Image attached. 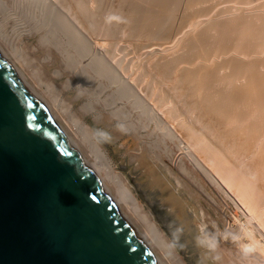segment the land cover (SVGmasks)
Here are the masks:
<instances>
[{
  "label": "rangeland",
  "instance_id": "374dc122",
  "mask_svg": "<svg viewBox=\"0 0 264 264\" xmlns=\"http://www.w3.org/2000/svg\"><path fill=\"white\" fill-rule=\"evenodd\" d=\"M18 1L23 3V5H21L22 7L23 6L26 7L27 5L30 6V7L27 6L28 8L27 7L26 8L28 11L30 10L29 15L31 14L30 16L32 18L35 15H37V16H35L36 19L37 18L38 19L44 18V21H45V19L47 17L45 14L46 13L45 9L43 8L44 12H42L43 11L42 9H38V7H40L39 3H43L42 0H40L42 2L39 1V3H37V0L36 1L35 0H25V2L21 1V0H17V3L20 5V3ZM26 1H27V3H26ZM33 1H34V3H33ZM54 1H56V0H53V1L48 0V1H45L42 5L45 6V3H48V6H49V3L50 4L53 3L52 7H54V5H55ZM85 1L87 4H89L92 7L91 8L89 5L86 4L85 8H84L85 11L90 10L89 12H91V10H92V13L95 11L96 12L95 17L96 16L98 17L97 20H95L96 18L94 16H93L94 17V19H93V17H92L93 14H89V13L85 14V12H83V15L80 16L82 14V11H81L82 6L78 5V7H76L77 3H75V2H74V4L71 2H66L67 7H65V8L63 7V6H66V4L64 2L62 4L60 2V0H57L55 3H57L56 4L58 6L57 9H59V7L61 8L62 5H63L62 8H64L65 10L67 9V11L71 6H72V10L75 8V10H73V11L74 12L77 11L80 15L77 12H75V14L73 15V16L76 15L75 19H73V16L71 14L70 15L72 16V18L70 16L69 19H71L70 21H72V22H73V20H75L74 22L80 20V22H76L75 24L78 27L79 26L78 23H81L80 25L84 26L83 29H82V26H79V27H81L82 31L84 29L87 30V28L89 27L87 25L90 24V20L94 21L95 26L92 23L93 22L92 21L91 25H93V27L92 26L89 27L90 29L93 28L94 32L92 30V32H93L92 33L91 30H89V28H88L86 36L88 35V31H89V34L91 33L90 35H92V34L93 35L90 36V38L89 37H87V38H89V40L92 38L91 42L93 41L92 44H94L92 46H94L97 50H100L99 52H101L102 54L103 53L106 54L104 51L108 52L105 57H107V59L110 58L109 60H111L112 63L117 64L119 69L123 67L121 69L122 72L120 70H119L120 72L118 71L119 75L123 74V75H121L122 77L121 76L120 77L123 80L126 79L125 80L126 83L128 82L129 85L131 84L135 88H138V89H135V91H134V94H135L134 97L135 98L132 96V94H133L132 90H131L130 94H128L127 98L125 96H123V97L116 96L115 97V95H117V93H116L118 91L117 89L119 88L118 84H115L112 79H107L108 77L104 78L105 77L104 76L101 78L100 75L98 76L93 70L91 71L88 69L91 73L89 71L88 72L90 75L94 74L93 77L94 78L96 77L95 79L91 78L89 82H88L89 79H87V81L85 79H82V78L80 79V77H82L81 76L82 70H80L81 72H79V73H78V70L81 68L84 69V67H86V66H84L85 62H82V64L79 63L80 68L78 67L76 69V71L71 69L70 67L66 66L67 62H66L65 58H66L67 54L64 53L63 50H66L67 46H68V49L66 51L70 52L72 50V48L70 49V44H68V41H67L68 39L66 38V36L64 37L61 34V32H59V35L61 37L59 35H57L56 38L59 39V37H60L61 39L63 38L64 40H66V42H65L62 39L64 41V43L67 44V45L63 46L66 49L63 47L60 48L61 45L59 46L58 44H56L55 43L56 41H54V40H52L53 42L50 41V42L44 43V44L40 43V37L42 36L41 34L47 33V30H49V28H51L50 26L53 25L52 23L50 26L48 24L49 28L46 25L40 26V28H41L40 29L41 31H40L39 28L36 29L35 27H33V24L36 21V19H34V20L30 19L29 20V21L32 20V26L30 25L31 22L28 24L26 22H23V24H22V22H19L18 20H16L18 18V16L16 14H14V15H16V17L9 19L6 23L7 26L5 28L8 29L6 32L9 33V36L11 38H13L12 40H14V41H17V39L21 35L22 40H23V44H25L24 46H27L26 48L31 51L29 53V51L27 50V52L29 53L27 55V57L41 59L39 61H41L42 68L46 72L45 78H47V79L45 81H47V82L51 81V83H54L56 88H58V91H59L58 94L61 96V98L64 99V101L67 104H69V103L71 104V105L69 104L71 106L70 107L71 109H70L68 115L66 112L64 113L62 108H58V106H56L55 104H53V102L51 100H49V98L46 95L44 84H43V86L41 84H39V82L36 81V79L30 73L33 67L30 68L31 66L29 67V66H27L26 63L24 64V61L22 62L21 59L17 60L19 58L16 57L15 55L13 56L11 45L7 42V40L5 38L3 39V36H1V35H0V50L4 53L5 57L7 58V60H9L11 65L22 75L25 82L29 85V87L36 94V96L41 99V101L43 102L45 107H47V109L52 114V116L55 117V120L58 123V125L61 127V130L63 132H65V134L67 135V137H69V139L71 141L74 142V144L77 146L79 152L81 153V155L84 157L85 160L87 159L89 162L94 163L96 160V157H95L94 152H91L93 150L89 149V147H87L86 143L83 144L84 141L81 139V136L78 135L75 128L72 126V122H69L70 116L73 117V115H74V118L78 117L80 119H83V122H86V124L88 126H91L93 134H94L95 130H97V129H102V130H105V131L110 133V135H111V141L110 142H107V143H100L99 142V143L102 146V149L106 152L110 161L112 162L111 164L113 167L112 168L113 174L118 175L120 177L121 181L124 182V185L126 187L128 186L127 188L129 189V191L131 189L132 194L134 193L133 196L136 197L137 200L139 201V204H140L141 209H142L141 213L143 215H149V216L152 215L154 224L156 226H159L158 228L164 233L163 236L165 237V239H167L168 242H170V240H171V231H172V229L169 226L171 225L173 227H175V226L182 227L183 232H182V235L180 237V244L183 245V248L179 247V245H178L176 248H174L175 250L172 249L175 251V253L173 254L174 256L173 255L168 256V254L166 252L162 251L159 248V246L157 244H155V242H154L155 240L149 235V233L146 231V229L141 225V221L139 220L140 219L139 216L137 217L135 215L136 213H134V211L132 212V208H131L130 204L125 202V201L129 202L128 199L127 200L125 199V198H127V196H124L125 193H122L123 191L116 190L117 186H116L115 178L112 177L111 174H108V172L106 171V168H104V166L102 164L99 165L98 172H99L100 177L103 179V182H104L103 187L105 186L104 189L110 195L111 198H114V200H116L119 203V207H120L121 212H123V214H125V216L129 220V222L131 224H133L135 230L139 234H141V236L146 237V240L149 243V245L152 247L154 254L156 255V257L159 260H161V262L163 264H177L178 262L176 261V259H178V261L180 260L181 264H183V263L184 264H264V252H261L259 254H255L254 256L250 257L247 261H245V260H242L240 258V255H239L236 247L228 240H221L219 243V247L217 250V254L220 257L219 261H213V260H211L210 257L206 258L204 250L198 248L195 245V236L197 235V225L200 224L201 222L208 224L210 226V228H211V226L214 225L217 229L223 230L226 225L234 226L237 222H240L243 220H248L251 223V230L254 234V237L256 238L257 241H259L262 245H264V177H263V172H264V169H263L264 141H263V144H260V147L258 145V149H257V147L255 148L257 150L254 149V151L252 153L251 152L250 153L244 152L245 154H243L242 156H239L237 154V152L235 151V149L233 148L236 145V150H238L237 146H240V144H242V143H240V142L238 143V141L234 142L236 144H234L233 147H232L233 144H230L231 146H228L229 149L223 143L218 144L219 141L212 138V135L214 137V134L212 132H210L208 130L209 128H207L206 126L203 125L204 124L203 121L199 120L197 117L198 116L197 113L200 112V110H202V108L200 106H203L205 104L203 102L199 101V98L201 97L199 95L201 93L198 95L199 98H197V94L194 91V90H196L198 92L202 88H200V86H198V85H194L193 79H190L187 76H185V74H186L185 71L184 70L182 71V67L189 65V64H185L186 62H184V61L181 62L180 64H179V62L177 64L174 63L173 66L175 67V64H176L177 67L172 68L173 67L172 66L171 70L172 71L176 70V72L175 71L172 72L170 70V68H168L169 66L172 65L173 61L175 62V58L173 59V57H169V56H173V54L177 55V54L181 53L182 50H180V52H179V50L177 49L178 47L176 45V47H175L177 49L176 52L178 51L176 54L174 51V49H175L174 47L171 48L172 50L168 49L170 52H168V51L166 52V50H165V51H163L165 53L162 52L161 55H159V56H158L159 53L158 54L157 53L151 54L150 50L151 51H153V50L150 48L152 46H150L148 48V46H149L148 44L151 43V45H153L152 43L154 41L148 42L150 40V38L146 37L147 40L144 38L145 37L144 36L145 31L142 30L143 29V28H141L142 26L140 27V25L137 23L138 20L136 22V21H134V18H132L133 22H131L132 19L129 18L128 13L126 12L125 9H122L121 11L123 13V16L125 14H126L125 16H128L127 20H126L125 16L122 17L119 15V13L121 12L119 10L121 8L118 7L121 4L120 0H115L117 4L115 3L114 0H109V1H112V3L107 1L105 3L106 7L104 6L105 0H101L104 5L101 4L100 0H93V1L88 0L90 3H88L87 0H85ZM96 1L100 2V3H97ZM30 2H31V5H30ZM35 2L37 4H39V6L37 8H36ZM91 2H93V3H91ZM60 3H61V6L58 5ZM68 3L70 6H68ZM107 3H108V5H107ZM71 4H73V5H71ZM93 4L96 5V8H97V6H98V8H101L99 5H102V8L100 10L97 8V10H96L95 6H92ZM111 4H115V5L113 6ZM107 6H108L107 12L109 11L108 13L106 11L104 12V10L101 11L102 9L107 8ZM88 7H90L91 9ZM110 7L112 8V11H111ZM93 8L95 9L94 11H93ZM113 8H117V9L115 10ZM31 9L33 10L32 12L35 13V15L33 13H31ZM64 9H60L61 12ZM70 9H69L70 13L73 14V12ZM34 10H35V12H34ZM79 10H80V12H79ZM113 10H115L114 15H110L111 13L113 14V12H114ZM123 10H125V11H123ZM50 11L52 12V10H50ZM67 11H65L66 13L64 11L63 12L65 13V15H67L69 17V15H68L69 12H67ZM118 11H120V12L118 13ZM61 12H60V14H61ZM76 13L78 14L79 17H81V19L77 17ZM117 13H118V15H117L118 19L116 17V19H117L116 20L113 18V16L115 17L116 16L115 14H117ZM54 14H55V12H54ZM54 14L52 12V15H54ZM87 14H89L90 16H88V19H84V18H87L86 17ZM96 14H98V15H96ZM106 14H107V16H106ZM108 14H109V16H108ZM41 15L42 16L44 15V16L42 17ZM56 15L54 16V18L56 17ZM65 15H64V17H65ZM84 15H86V16H84ZM103 16H104V18L102 20ZM119 16H120V18H119ZM82 17H83V20H86V21H83ZM91 17H92V19H91ZM106 17H108L110 19L112 18L114 22L112 21V19L108 20ZM76 18L78 20H76ZM100 18L103 21V23L99 20ZM128 18L131 21H129ZM66 19H68V18L66 17ZM106 19H107V25H106ZM119 19L120 20L123 19V20L120 23H118L120 21ZM87 20H89V23L87 22ZM98 20L101 23H99ZM104 20H105V24H104ZM125 20H126V22H125ZM16 21H17V23H16ZM81 21L85 22V24L87 26L86 28H85V25H83L84 23H82ZM96 21L98 23H96ZM128 21H129V23H128ZM18 22L20 24H18ZM45 22H47V21H45ZM68 22H69V20H68ZM108 22L114 23V25L112 24L114 27L111 24H109ZM123 22L126 23L125 26H124ZM190 22H191V24L190 25L187 24L188 27L186 26V28H188V29L190 26H192L193 20ZM116 23H118V25H120L121 23H123V24H121L118 27V25ZM194 23L195 22H193V24ZM97 24L99 26H102V28H100ZM130 24H131V26H133V24H136L135 26L138 25L139 28L136 27L135 29L137 30V32L138 31L140 32V30H138V29L141 28V30H142L141 32L144 31L142 33L143 35L139 34V32H138L139 35H137L136 30L133 29L134 27L132 28L130 26ZM16 25L17 26L21 25L22 27H19V29H18V27L16 28ZM105 25H106V27L103 30V26H105ZM108 25L110 26V30H109ZM126 25H127V27H126ZM195 25H196V23H195ZM97 26H98V28L102 29V31L100 30L101 33L99 30H96V29H98ZM42 27H44L45 29L42 30L43 29ZM94 27H96V29ZM115 27H117L118 30ZM120 27L121 28L123 27L124 30H122L123 28L121 29ZM107 28L109 31L107 30ZM119 28L122 31H120ZM127 28H129V29H127ZM131 28L134 31L130 30ZM34 29H36L38 31H36V30L34 31ZM105 29L109 32L108 33L109 38L111 37V36H109V34L112 35V33H113L112 36L114 37V40H113V38L109 39L108 37H105V36H107V35H105V34H107V32H105ZM111 29H112V32H110ZM115 29H116V31H115ZM12 30H14V31L17 30L18 33L16 31L14 32ZM128 30H130V31L128 32ZM44 31H46V32H44ZM117 31H120V32H117ZM123 31H125V32H123ZM20 32H22V33H20ZM103 32H105V34H104L105 38L103 37ZM132 32H134L135 34H132ZM129 33H130L131 37L127 36V35H129ZM18 34H20V35L18 36ZM114 34H117L118 37H120V38H118L117 36H114ZM95 35H96V37L98 36L97 38L99 40L96 37L95 38L97 40L94 38ZM123 35L126 37L125 39H124ZM136 35H137L138 40H140L139 37H141L140 41H137V39L135 38ZM142 36H143V38H142ZM61 39H60V41H62ZM106 40H108V41H106ZM63 41H62V43H63ZM95 41H96V43H95ZM98 42H99V44H102L104 47L102 45H99V46H102V48L99 47ZM133 42H135V43H133ZM147 42H148V44H147ZM53 43H55V44H53ZM138 43H143V44H139L141 46L140 47L139 45H137ZM110 45H111V47H110ZM146 45H147V47H146ZM144 46L146 48H143ZM97 47H99L100 49ZM114 47H116V48L114 49ZM106 48H107V50H106ZM125 48H126L127 52H125V50H124ZM147 49H148V51H147ZM48 50H50V51H48ZM121 50L124 52H122ZM61 52H63V54ZM72 52H73V50H72ZM153 52H155V51H153ZM166 53H168V54H166ZM146 54H148V55H146ZM32 55H33V57H31ZM151 55L152 56L156 55L158 57V59L156 58V56L152 57ZM112 56H113V58H112ZM148 56L149 57L151 56L153 59L151 57H150L151 58L150 59ZM165 56L169 57L168 62L166 61L168 58H166ZM161 57H163V58L165 57L166 60L163 62V58H161ZM174 57H176V56H174ZM159 58H161V60H159ZM43 59H44V61H43ZM144 59H146L147 62ZM152 60H154V62ZM182 60L183 59H181V61ZM142 61H145V62H142ZM158 61H159V63H158ZM169 61H171V63ZM119 62H122V63H119ZM166 63H170V65L167 64V66H166ZM80 64L83 66L81 67ZM143 65H145V67ZM153 66L154 67L158 66L159 69H156V68L154 69ZM165 66L167 67V69H165L166 68ZM179 66H181V68ZM65 68L69 69V70H66ZM127 68H128V70H127ZM64 69H65V71H64ZM124 69H126V70H124ZM139 69H140V72H139ZM57 70L60 74L58 77L56 75H54V73L57 72ZM71 70H72V72H71ZM142 70H144V71H142ZM147 71L149 72L151 77L149 76L148 73H146ZM164 71L167 74L172 72L171 73L172 76L169 74L167 75ZM183 72H184V74H183ZM132 73L135 75H133ZM163 73L166 76L163 75ZM173 73H175V74H173ZM263 73H264V69H263ZM178 74H180V75H178ZM128 75H130V76H128ZM140 75H142V76H140ZM182 75H184V76H182ZM78 76H80V77L78 78ZM134 76H135V78H134ZM137 76L139 78H137ZM157 76H160V77H157ZM167 76H168V78H167ZM50 77H52V78H50ZM97 77H99L100 79ZM125 77H127V78H125ZM131 77H132V79H131ZM140 77L142 79H140ZM165 77H166V79H165ZM159 78H161L162 81ZM128 79L130 80V83H129ZM144 79H146V80H144ZM83 80L86 82H84ZM91 80L93 81V83ZM111 80H112L113 84H112V82H110L111 84L109 83V81H111ZM134 80H135V82H134ZM154 80L156 81V83ZM177 80L178 81L180 80V81L178 82ZM183 80L184 81L186 80L185 83ZM196 80H195V82H196ZM98 81H100V82H98ZM187 81H188V83L186 84ZM115 82H118V81L116 80ZM174 82H175V84H174ZM180 82H182L183 84H181ZM190 82L191 83L193 82L192 84L195 86V88L191 85ZM71 83H73L74 85ZM76 83H77V85H76ZM91 83L93 85H91ZM100 83L105 85V87L104 86H103L104 88L99 87V86H102ZM137 83H139L140 85ZM142 83L144 84V87H140ZM145 83H146V85H145ZM196 83L199 84L198 81ZM143 84H142V86H143ZM169 84L171 85V87L169 86ZM178 84H180L182 86H180ZM163 85H164V87H163ZM175 85L176 86L178 85L177 88L179 87V89H177L175 87ZM189 85L191 86V88L193 87L192 89L195 93L192 91L191 88H189L190 87ZM133 86H131V88ZM182 87L185 89H188V88L191 89V90H188L189 91L188 93H190V94H187V92H185L186 90H184V89L182 90L181 89ZM99 88H100V90H99ZM175 88L179 91V93H178V91H176ZM85 89L89 92H87ZM94 89L95 90L97 89L96 90L97 93L94 92L95 91ZM82 90H83V92H82ZM101 90H103V91L101 92ZM137 90L140 92H138ZM156 90H158V91H156ZM166 90H167V92H166ZM93 92L97 95H95ZM145 93H146V95H145ZM155 93L157 95L158 94L159 95L156 96ZM183 93H185L186 95H184ZM192 93H194L195 96L191 95ZM79 94H80V96H79ZM136 94H137V96H136ZM150 94L152 96H150ZM178 94H180V95H178ZM202 94H204V93H202ZM107 95H109V96H107ZM112 95L114 96V98ZM188 95H191V97H193V99H195V100L192 99V101H191L190 97ZM138 96L140 98H138ZM165 96H167V97L165 98ZM187 96H188V98H187ZM145 97H146V99H145ZM133 98L136 100H134ZM113 99H115L116 101ZM132 99L134 100V102ZM176 99H177V101H175ZM201 99H203V98L201 97L200 100ZM204 99L201 101H204ZM138 100H139V102H138ZM170 100H173V101H170ZM140 101L142 102V104ZM190 101H191V103L195 101L194 102L195 105H196V101L197 102L199 101V103L197 104L198 106L196 105L197 107L191 104L192 106L197 108V109H195L196 111L193 109L194 107L190 106ZM143 102L145 105L143 104ZM161 103H163V104H161ZM187 103H189V104H187ZM113 104H114V106H111ZM165 104H166V106H165ZM183 104H185L186 107ZM109 105H110V107H109ZM82 106H84V107H82ZM105 106L107 108H105ZM148 106L151 107V109ZM163 106L165 108H163ZM81 107L84 109L82 110ZM189 107H191V108H189ZM203 108H205V107H203ZM172 110L173 111L177 110V111L173 112ZM179 110H181V111H179ZM167 111L168 112L170 111L171 113L170 112L168 113ZM177 112L180 114H178ZM176 113L178 116L173 115ZM193 113H195V114H193ZM170 114H172V115H170ZM186 114H188V116ZM191 115H192V117H191ZM207 115H208L207 117H209V119L206 117L207 118L206 120L211 121V123H210L212 125L211 129L213 128L212 130L215 131V127L220 128L218 125H214V124H217L215 117L213 116V118H212V116H210L209 114H207ZM158 116H160V117H158ZM173 116H176V118ZM186 117H190V119H188ZM210 117L213 119L214 124H213L212 119ZM183 119H184V121H186L185 124H183L184 123ZM193 120H195V121H193ZM197 121L199 124L197 123ZM215 121H216V123H215ZM200 122H201V124H200ZM118 123L124 126V128L126 129V132L121 133L120 131H118L116 129V125ZM180 123L185 125V126L187 125V123H188V125L190 124L192 126H195L194 127L195 130H197L198 133L200 132L199 133L200 135L201 134L203 136L206 135L205 138L201 135V138H202L203 142L207 143V146L210 143L209 145H211V147H212L215 143L216 146L214 145L213 149L215 150L218 148L215 151H219L225 147L227 149H223L222 152L219 151V153H221V155H216L215 158H217V156H218V158H217L218 160L216 159V161H215L214 157H213L214 159L208 158L204 154V152H202L198 148V147H200L199 144L194 143V142H196L195 141L196 139L193 138L192 135L186 130L185 126L183 127V125H181V127H179ZM163 124H165V125H163ZM217 128H216V131L218 130ZM167 130H169V131L167 132ZM172 132H175V133H172ZM178 133H180V134H178ZM171 135H172V137H171ZM178 136L181 138H178ZM209 139L211 141H209ZM213 140H215V141H213ZM151 146H153V147H151ZM220 146H224V147L220 148ZM196 148H198V149H196ZM238 148H239V151H242L241 146ZM240 148H241V150H240ZM260 148H261V150H260ZM228 150H229V152H228ZM190 151H192V153L194 152L193 153L194 155L192 153H190ZM255 151L257 152V154H255ZM197 153H199V154H197ZM219 153H217V154H219ZM227 153H228V155L226 156L227 158L225 159V155ZM229 153L230 154L232 153V155H230ZM189 154L190 155L192 154L195 157L197 156V158L199 157L200 159L199 158L198 159L202 162L203 165L210 167L209 169L211 171L207 169L208 167H206V170L210 171V172L206 171V173H209V175H211L213 173L214 175L213 174L212 175L215 178L211 179L212 176H207L208 174H206L205 171L202 172L201 171L202 169L200 170V168L194 163L193 159L189 156ZM253 154L257 155V157L255 156V158H254ZM233 155L236 158H233ZM219 156H222V157H219ZM230 156H231V158H230ZM257 158H258V161H257ZM238 159H240V161ZM242 161H243V163H242ZM230 162H231V164H229ZM237 162H239V163H237ZM240 162L243 165H241ZM224 163H226V165L227 164L228 165L226 166ZM221 164H222V166H221ZM260 164H262V165H260ZM236 166L239 167V169H237ZM257 166H258V168H257ZM182 167L184 168V170H187L191 176L186 175L185 171L182 169ZM241 168H242V170H241ZM229 171H231V172H229ZM238 171H240V172H238ZM251 171H253L255 173H252ZM224 172H226V173H224ZM242 173H243V175H242ZM205 176H207V177H205ZM192 178H194V179H192ZM157 179L159 180V186H158V180ZM178 180L181 181V184L178 182ZM193 180H195V181H193ZM155 181L157 183H155ZM153 183H155V184H153ZM247 193H249V194H247ZM260 194H261V196H260ZM255 195H256V197H255ZM172 196H173V198H172ZM123 197H125V198H123ZM245 197H247V198L249 197L250 200H248ZM124 199H125V201H124ZM257 199H259V200H257ZM253 200H254V202H253ZM249 201H252V202H249ZM256 201L257 202L259 201V202L257 203ZM251 203L253 205L256 203L257 205L253 206ZM255 206H257V207H255ZM175 257H177V258H175Z\"/></svg>",
  "mask_w": 264,
  "mask_h": 264
},
{
  "label": "bare ground",
  "instance_id": "6f19581e",
  "mask_svg": "<svg viewBox=\"0 0 264 264\" xmlns=\"http://www.w3.org/2000/svg\"><path fill=\"white\" fill-rule=\"evenodd\" d=\"M21 1H24L25 0H21ZM36 1V0H35ZM40 0H37V3H39ZM43 3L45 1H48V0H42ZM40 1V2H42ZM53 1V0H52ZM57 1V0H56ZM56 1H54V4L56 5L57 3H55ZM73 1V2H72ZM81 1V2H80ZM93 1V0H92ZM109 1V0H105L104 4ZM115 1V0H114ZM20 3V5L17 3V0H0V35L3 36V39L5 38L7 40V42L11 45L12 47V53H13V56L15 55L16 57H18L19 59L17 60H22V62L24 61V64L26 63L27 66H31L30 68H32L31 70V75L36 79V81L39 82V84H41L43 86H45V91H46V95L47 97L49 98V100H51L53 102V104H55L56 106H58V108H62V110L64 111V113L66 112L67 115L69 114V111H70V105L67 104L64 99L61 98V96L58 94V88H56V86L54 85V83H51V81L47 82L45 81L47 78L46 77V72L44 71V69L42 68V63L41 59H36V58H29L27 57V55L31 52L30 50H28L26 47L27 46H24L25 44H23V40H22V37L20 34H18L19 38L17 39V41H14L12 40L13 38H11L9 36V33L6 32L8 29H6L5 27L7 26V21L11 18H14L16 17V15L18 16V18L16 20H18L19 22H26L27 24L31 22V26H32V20L36 19L35 16V13H33L32 9H31V13H33L35 16L32 18L30 15H29V12L30 10L28 11L27 8L30 7V6H26V7H22L21 5H23V3H21L20 1H18ZM29 2V1H28ZM60 2L63 4V2L66 4V6H63L64 8L67 7V3L66 2H71L74 4L77 3V6L80 5L82 6V14L80 15L77 11V12L80 16L83 15V12L86 13H89V14H93L92 17L94 16L95 17V9L93 8V13H92V10L91 12H89L90 10L88 11H85V5L87 4L85 0H60ZM88 3H90L88 0H87ZM97 2V1H96ZM101 4H103V2L100 0ZM100 2H97V3H100ZM112 3V1H109ZM121 4L120 7L121 9H119L120 11L122 9H125L126 12L128 13V16L130 19L134 18V21L137 22L138 20V24L140 25L141 28H143L142 30L145 31V34H144V38L147 40L146 37L150 38V40L148 42H153L152 44L154 45H149L148 48L150 46H152L150 49H152L153 51L150 50L151 54H154V53H159V55H161V53L163 51L166 50V52H170L169 50L171 48H175L176 45H177V49L179 50H182L181 53L177 54V55H174L173 53V56H169V57H173V59L175 58V62L173 61L172 62V65H170L171 61H169L170 63H166V66L167 64H169L168 68H170L171 70V67L173 66L174 63H178L179 64L181 62H186L185 64H189V65H186V66H183L182 67V71L184 70L185 71V76H187L188 78L190 79H193V84L194 85H198L200 86V88H202L200 91H196V94H197V98L198 95L201 96L204 101H201L203 99L200 100L199 98V101L200 102H203L205 105L203 106H200L202 108V110H200V112L197 113V117L199 120L203 121V125L206 126L207 128H209L208 130L210 132H212L214 134V137L212 135V138H214L215 140L219 141L218 144L220 143H223L224 145H226V147L229 149L228 146H231L230 144H233L232 147L234 146V142H237L238 143H242L240 144V146L242 147V151H239V148L240 146H237V149L236 150V145L233 147L235 149V151L237 152V154L239 156H242L243 154H245L244 152H247V153H252L254 151V149L257 147L258 149V145L260 147V144H263V141H264V73H263V69H264V0H120ZM27 3V1H26ZM34 3V1H33ZM36 4V8L39 6L40 4V7H38V9H42L41 11L44 12V9H45V14H46V19L45 22L44 21V18H37L36 21L34 22L33 24V27H35L36 29L39 28V30L41 29L40 26H49L51 25V23L53 24L52 26H50L51 28H49V30H47V33L45 34H40L41 37H40V43H48V42H53L52 40L56 41L55 43L58 44L61 47L67 45L64 43V41L66 42V40H63L60 38L61 36L59 35V32H61V34L66 38L68 39V44H70V49L72 48V50L69 52V51H66L68 49V46H67V49L65 47L66 50H63L64 53L67 54L66 56V62H67V67H70L71 69L75 70L79 67V63L82 64V62H85V65L86 67L81 68L78 70V73L81 72L80 70H82V74L80 76H78V78L80 77V79H85L88 82L90 81V79L94 78V74L93 75H90L89 74V70H93L98 76L100 75V77H108L107 79H112L113 82L115 84H118L119 88L117 89L118 91L116 92L117 95L116 96H119V97H123L125 96L126 98L128 97V94H130L131 90L133 92L132 96L134 97V91L135 89H138V88H135L133 85L132 88L131 86L128 84V82L126 83V79L123 80L121 77V75H119V72L121 71L122 72V68H118V65L117 64H114L112 63L111 60L107 59V57H105L107 55L108 52L104 51L106 54H102L101 52H99L100 50H97L94 46L93 41L91 42V39L89 40L90 35L89 34V31H88V35L86 36L87 34V30L90 26L93 27V25H91V22L93 20H90V24L89 23V20H87V26H89L86 29H84L83 31L81 30V27L79 26H82L80 25L81 23H78L79 26L77 27V25L75 24L76 22H80L79 21H76L74 22L75 20L70 21L71 19L70 16L74 15L75 12L73 10H75V8L72 10V6L69 8L72 12L70 13L69 9L67 11V9L65 10L64 8H62L61 6V3L58 4L61 6V8L58 6L56 7L54 5V7H52V4L49 3V6H48V3H45V7L44 5H42L43 3H39V4ZM93 3V2H91ZM114 3V2H113ZM116 3V1H115ZM47 4V5H46ZM71 4V5H73ZM103 4V5H104ZM117 4V3H116ZM25 5V4H24ZM30 5H31V2H30ZM51 5V6H50ZM89 5V4H87ZM99 5V4H98ZM108 5V3H107ZM111 5H115V4H111ZM110 5V6H111ZM68 6L69 3H68ZM90 6V5H89ZM92 6H95L96 8V5H92ZM101 8H102V5H99ZM106 7V4L104 5ZM103 6V7H104ZM87 7V6H86ZM91 7V6H90ZM88 7V8H90ZM112 7V6H111ZM110 7L111 11H112V8ZM33 8V7H32ZM44 8V9H43ZM80 8V7H79ZM80 8V9H81ZM92 8V7H91ZM90 8V9H91ZM98 8V6H97ZM96 8V10H97ZM101 8H98L99 10ZM30 9V8H29ZM60 9H64L62 10V12L64 11H67L69 12V17L67 15H65V13L61 12ZM87 9V8H86ZM106 9V10H105ZM107 9H108V6L107 8H104L102 9L101 11L104 10V12L106 11L107 12ZM113 9H117V8H113ZM52 10L53 14L55 12L54 15H52V12L50 11ZM77 10V9H76ZM84 10V11H83ZM98 10V11H99ZM115 10H113V14L109 13L110 15H114L115 13ZM123 10V11H125ZM110 11V12H111ZM118 11V13L120 12ZM35 12V10H34ZM61 12V14H60ZM80 12V10H79ZM109 12V11H108ZM107 12V13H108ZM51 13V14H50ZM76 13V14H77ZM98 13V12H97ZM118 13L115 14L116 16L113 18L118 19ZM125 13V12H124ZM16 14V15H14ZM42 14V13H41ZM57 14V15H56ZM65 17H64V15ZM71 14V15H70ZM77 14V17L81 19V17H79ZM89 14L84 15L86 16L87 18H84V19H88V16H90ZM108 14V16H109ZM176 14V15H175ZM56 15V17L54 18V16ZM98 15V14H96ZM120 16L124 17L123 16V13L122 11L119 13ZM175 15V16H174ZM42 16V15H41ZM44 16V15H43ZM42 16V17H43ZM53 16V17H52ZM71 16V18H72ZM76 16V15H75ZM75 16H73V19H75ZM83 16V17H84ZM107 16V14H106ZM119 16V18H120ZM128 16H125L126 20H127V17ZM40 17V16H39ZM66 17L68 19H66ZM83 17H82V20H83ZM91 17V19H92ZM93 17V19H94ZM111 17V16H110ZM121 17V18H122ZM97 20V16L95 17ZM104 16L102 17V20H103ZM108 20H111L110 18L106 17ZM128 18V19H129ZM30 19H32L31 21H29ZM107 19H106V25H107ZM116 19V20H117ZM129 19V21H131ZM15 20V19H14ZM21 20V21H20ZM69 20V22H68ZM76 20H78L76 18ZM102 23L103 21L101 20V18L99 19ZM98 20V22H99ZM120 20V19H119ZM123 20V19H122ZM122 20H120L118 23H120ZM125 20V22H126ZM196 23L193 24L192 22V26L188 28H186V26L188 27L187 24H191L190 21H192ZM29 21V22H28ZM83 21H86V20H83ZM113 21V19H112ZM128 21V23H129ZM18 22V24H20ZM82 22V21H81ZM96 21V23H98ZM99 22V23H101ZM114 22V21H113ZM125 22L124 23V26H125ZM133 22V19L132 21ZM17 23V21H16ZM15 23V24H16ZM84 23L83 25H85V28L87 27L85 22H82ZM94 24V21L92 22ZM109 23V22H108ZM118 23H116L118 25ZM121 23V24H123ZM136 23V24H137ZM9 24V23H8ZM17 24V25H18ZM25 24V23H24ZM104 24H105V20H104ZM109 24H113L114 23H109ZM115 24V25H116ZM120 24V25H121ZM136 24H133V26H130L135 29L137 26H135ZM16 25V28L18 27H22L21 25L20 26H17ZM98 25V24H97ZM102 25V24H101ZM103 26V30L104 28L106 27ZM112 25V26H113ZM118 25V27L120 26ZM128 25V24H127ZM126 25V27H127ZM195 25V26H194ZM95 26V24H94ZM99 26V25H98ZM97 26V28H98ZM123 26V25H122ZM123 26V27H124ZM84 26H82V29H83ZM100 28H102V26H99ZM109 27V30H110V26L108 25ZM114 27V26H113ZM122 27V28H123ZM44 30L45 28L42 27ZM80 28V29H79ZM96 29V27H94ZM96 29V30H101L102 29ZM117 28V27H115ZM121 28V27H120ZM119 28L120 31L124 30V28L121 30ZM130 29L132 31H134L133 29ZM139 28V27H138ZM140 29V32L142 31ZM186 28V29H185ZM29 29V28H28ZM31 29V28H30ZM34 29V31L36 30ZM114 29V28H113ZM129 29V28H127ZM86 30V31H85ZM89 30H93L94 32V29L93 28H89ZM95 30V31H96ZM108 30V28H107ZM105 29V32H107V34H105V32H103V37H104V34L107 35L105 37H108V31ZM118 30V28H117ZM128 30V32L130 31ZM136 30V29H135ZM14 31V30H12ZM17 32V30H15ZM14 31V32H15ZM38 31V30H36ZM41 31V30H40ZM100 31V33H101ZM116 31V29H115ZM120 31H117V32H120ZM143 31V32H144ZM23 32V31H22ZM20 32V33H22ZM46 32V31H44ZM85 32V33H84ZM92 32V33H93ZM97 32V31H96ZM112 32V29L111 31ZM125 32V31H123ZM127 32V33H128ZM137 32V30H136ZM139 32V31H138ZM138 32L136 33L137 35L139 34H142L143 32ZM8 33V34H7ZM18 33V32H17ZM24 33V32H23ZM126 33V34H127ZM16 34V33H15ZM32 34V33H31ZM35 34V33H34ZM95 34V33H94ZM97 34V33H96ZM125 34V35H126ZM132 34H135L134 32H132ZM57 35H59V39L56 38ZM100 35V34H99ZM113 35V33H112ZM109 34V36H111L110 38H113L114 40V37ZM137 35H136V39H137ZM143 35V34H142ZM62 36V37H63ZM114 36H117V34H114ZM120 36V35H119ZM124 36V35H123ZM128 37L130 36V33L129 35H127ZM135 36V35H134ZM89 37V38H87ZM96 37V35L94 36V38ZM98 37V36H97ZM96 37V38H97ZM102 37V36H101ZM104 37V38H105ZM131 37V36H130ZM133 37V36H132ZM95 38V39H96ZM109 38V37H108ZM107 38V39H108ZM109 38V39H110ZM120 38V37H118ZM117 38V39H118ZM123 38V37H122ZM126 37L124 36V39ZM140 40H141V37H139ZM143 38V36H142ZM60 39L63 41H60ZM98 39V38H97ZM96 39V40H97ZM101 39V38H100ZM134 39V38H133ZM99 40V39H98ZM104 40V39H103ZM102 40V41H103ZM137 39V41H140ZM101 41V42H102ZM108 41V40H106ZM111 41V40H110ZM134 41V40H133ZM100 42V43H101ZM144 42V41H143ZM53 43V44H55ZM96 43V41H95ZM114 43V42H113ZM118 43V42H117ZM135 43V42H133ZM38 44V43H37ZM52 44V43H51ZM107 44V43H106ZM139 44H143V43H138L137 45ZM146 44V43H145ZM144 44V45H145ZM41 45V44H40ZM50 45V44H49ZM57 45V46H58ZM99 45H102V44H99L98 42V46ZM113 45V44H112ZM127 45V44H126ZM136 45V44H135ZM136 45V46H137ZM48 46V45H47ZM72 46V47H71ZM103 46V45H102ZM102 46H99L102 48ZM114 46V45H113ZM117 46V45H116ZM133 46V45H132ZM140 46V45H139ZM138 46V47H139ZM29 47V46H28ZM97 47V48H99ZM104 47V46H103ZM109 47V46H108ZM111 47V45H110ZM131 47V46H130ZM141 47V46H140ZM147 47V45H146ZM145 46L143 48H146ZM116 47H114L115 49ZM122 48V47H121ZM124 48V47H123ZM128 48V47H127ZM36 49V48H35ZM39 49V48H38ZM50 49V48H49ZM100 49V48H99ZM110 49V48H109ZM108 49V50H109ZM136 49V48H135ZM169 49V50H168ZM176 48L174 49L175 51V54L178 52H176L177 50ZM27 50L29 51V53L27 52ZM34 50V49H33ZM32 50V51H33ZM104 50V49H103ZM107 50V48H106ZM125 52L126 51V48L124 49ZM132 50V49H131ZM143 50V49H142ZM172 50V49H171ZM50 51V50H48ZM52 51V50H51ZM61 51V50H60ZM110 51V50H109ZM122 51V50H121ZM130 51V50H129ZM148 51V49H147ZM146 51V52H147ZM25 52V53H24ZM46 52V51H45ZM59 52V51H58ZM103 52V51H102ZM115 52V51H114ZM118 52V51H117ZM124 52V51H122ZM172 52V51H171ZM50 53V52H49ZM63 54V52H61ZM111 53V52H110ZM165 53V52H163ZM48 54V53H47ZM128 54V53H127ZM130 54V53H129ZM141 54V53H140ZM168 54V53H166ZM171 54V53H170ZM169 54V55H170ZM31 55V54H30ZM126 55V54H125ZM124 55V56H125ZM148 55V54H146ZM150 55V54H149ZM109 56V55H108ZM111 56V55H110ZM121 56V55H120ZM132 56V55H131ZM152 56V55H151ZM150 56V57H151ZM153 56H156V55H153ZM152 56V57H153ZM168 56V55H167ZM176 56V57H174ZM33 57V55L31 56ZM62 57V58H63ZM82 57V58H81ZM123 57V56H122ZM126 57V56H125ZM149 57V56H148ZM149 57V58H150ZM151 57V58H152ZM166 57V56H165ZM164 57V58H165ZM169 57H166L168 58L166 60V58L164 59L163 57V62L166 60L168 62L169 60ZM50 58V57H49ZM113 58V56H112ZM120 58V57H119ZM130 58V57H129ZM150 58V59H151ZM156 58L158 59V57L156 56ZM161 58H159V60H161ZM45 59V58H44ZM43 59V61H44ZM124 59V58H123ZM131 59V58H130ZM137 59V58H136ZM141 59V58H140ZM148 59V58H147ZM153 59V58H152ZM181 59H183L181 61ZM61 60V59H60ZM63 60V59H62ZM113 60V59H112ZM115 60V59H114ZM118 60V59H117ZM139 60V59H138ZM146 62L147 60L144 59ZM156 60V59H155ZM180 60V61H179ZM116 61V60H115ZM145 61H142V62H145ZM154 62V60H152ZM177 61V62H176ZM9 62V60H8ZM21 62V61H20ZM55 62V61H54ZM64 62V61H63ZM124 62V61H123ZM149 62V61H148ZM151 62V61H150ZM119 63H122V62H119ZM152 63V62H151ZM156 63V62H155ZM159 63V61H158ZM9 64L11 65V63L9 62ZM23 64V63H22ZM64 64V63H63ZM80 64V65H81ZM125 64V63H124ZM142 64V63H141ZM150 64V63H149ZM175 64V67H177ZM184 64V63H183ZM47 65V64H46ZM130 65V64H129ZM138 65V64H137ZM156 65V64H155ZM158 65V64H157ZM162 65V64H161ZM83 65H81L82 67ZM140 66V65H139ZM145 67V65H143ZM165 66V67H166ZM12 67V70L13 72L15 73V75L25 84H27L24 80V78L22 77V75L11 65ZM64 67V66H63ZM125 67V66H124ZM127 67V66H126ZM154 67V66H153ZM160 67V66H159ZM174 66L172 68H175ZM181 68V66H179ZM28 68V67H27ZM80 68V67H79ZM140 68V67H139ZM159 69L158 66L154 67V69ZM179 68V69H180ZM29 69V68H28ZM66 69V68H65ZM64 69V71H65ZM89 69V70H88ZM138 69V68H137ZM141 69V68H140ZM140 69H139V72H140ZM148 69V68H147ZM151 69V68H150ZM167 69V67L165 68ZM66 70H69V69H66ZM120 70V71H119ZM126 70V69H124ZM128 70V68H127ZM133 70V69H132ZM161 70V69H160ZM169 70V69H168ZM178 70V69H177ZM181 70V69H180ZM63 71V70H62ZM89 71V72H88ZM119 71V72H118ZM144 71V70H142ZM149 71V70H148ZM146 72L149 74V72ZM162 71V70H161ZM167 71V70H166ZM172 71V70H171ZM170 71V72H171ZM176 72V70H174ZM172 71V72H174ZM179 71V70H178ZM181 71V72H182ZM69 72V71H68ZM72 72V70H71ZM126 72V71H125ZM157 72V71H156ZM160 72V71H159ZM165 72V71H164ZM171 72V73H172ZM76 73V72H75ZM77 73V74H78ZM91 73V72H90ZM131 73V72H130ZM129 73V74H130ZM135 73V72H134ZM151 73V72H150ZM158 73V72H157ZM161 73V72H160ZM166 73V72H165ZM171 73H168L169 75L172 76ZM178 73V72H177ZM67 74V73H66ZM133 74V73H132ZM140 74V73H139ZM147 74V75H148ZM167 74V73H166ZM167 74V75H168ZM175 74V73H173ZM184 74V72H183ZM54 75H56L57 77L60 75L58 70L57 72L54 73ZM135 75V74H133ZM159 75V74H158ZM163 75H165L163 73ZM180 75V74H178ZM53 76V75H52ZM77 76V75H76ZM121 76V77H120ZM130 76V75H128ZM142 76V75H140ZM146 76V75H145ZM150 76V74H149ZM156 76V75H155ZM166 76V75H165ZM184 76V75H182ZM48 77V76H47ZM55 77V76H54ZM151 77V76H150ZM154 77V76H153ZM157 77H160V76H157ZM170 77V76H169ZM49 78V77H48ZM52 78V77H50ZM74 78V77H73ZM96 78V77H95ZM94 78V79H95ZM99 78V77H97ZM127 78V77H125ZM135 78V76H134ZM133 78V79H134ZM137 78H139L137 76ZM145 78V77H144ZM168 78V76H167ZM183 78V77H182ZM186 78V77H185ZM79 79V80H80ZM100 79V78H99ZM98 79V80H99ZM132 79V77H131ZM140 79H142L140 77ZM161 80V78H159ZM164 79V78H163ZM166 79V77H165ZM170 79V78H169ZM174 79V78H173ZM181 79V78H180ZM184 79V78H183ZM198 81L199 84H197L195 82ZM78 80V81H79ZM97 80V79H96ZM109 81L110 82H112ZM118 81V82H115V81ZM129 80V79H128ZM146 80V79H144ZM143 80V81H144ZM189 80V79H188ZM82 81V80H81ZM84 81V80H83ZM84 81V82H86ZM92 81V80H91ZM132 81V80H131ZM151 81V80H150ZM155 81V80H154ZM153 81V82H154ZM158 81V80H157ZM162 81V80H161ZM178 81V80H177ZM176 81V82H177ZM180 81V80H179ZM178 81V82H179ZM184 81V80H183ZM186 81V80H185ZM184 81V83H185ZM190 81V80H189ZM69 82V81H68ZM97 82V81H96ZM100 82V81H98ZM112 82V84H113ZM135 82V80H134ZM142 82V81H141ZM169 82V81H168ZM83 83V82H82ZM93 83V81H92ZM91 83V85H93ZM104 83V82H103ZM129 83H130V80H129ZM140 83V82H139ZM137 83V84H139ZM156 83V81H155ZM161 83V82H160ZM181 84H183L182 82H180ZM188 83V81L186 82V84ZM191 83V82H190ZM191 83V85L195 88V86ZM73 84V83H71ZM70 84V85H71ZM85 84V83H84ZM90 84V83H89ZM95 84V83H94ZM101 84V83H100ZM111 84V83H110ZM143 84V83H142ZM140 87H144V84L143 86ZM149 84V83H148ZM175 84V82H174ZM28 85V84H27ZM74 85V84H73ZM77 85V83H76ZM102 86H99V87H105V85L101 84ZM140 85V84H139ZM146 85V83H145ZM167 85V84H166ZM180 85V84H178ZM177 85V86H178ZM65 86V85H64ZM98 86V85H97ZM116 86V85H115ZM169 86L171 87V85L169 84ZM173 86V85H172ZM177 86L175 85V87L177 88ZM182 86V85H180ZM185 86V85H184ZM190 86V85H189ZM188 86V87H189ZM29 87V85H28ZM103 87V88H104ZM112 87V86H111ZM137 87V86H136ZM147 87V86H146ZM161 87V86H160ZM164 87V85H163ZM167 87V86H166ZM192 87V88H193ZM70 88V87H69ZM149 88V87H148ZM154 88V87H153ZM156 88V87H155ZM174 88V87H173ZM175 88V89H176ZM191 88V86L189 87ZM185 89V88H181L182 90H186L185 92H187V94H190L188 93L189 91L188 90H191V89ZM197 88V87H196ZM199 88V87H198ZM93 89V88H92ZM107 89V88H106ZM105 89V90H106ZM157 89V88H156ZM179 89V87L177 88ZM176 89V91H178ZM29 90L33 93V95L35 96V98L37 99V101L43 105V107H45V105L43 104V102L41 101V99L39 97L36 96V94L31 90V88L29 87ZM86 90V89H85ZM95 90V89H94ZM93 90V91H94ZM97 90V89H96ZM96 90L94 92H96ZM100 90V88H99ZM104 90V91H105ZM116 90V89H115ZM148 90V89H147ZM150 90V89H149ZM203 90V91H202ZM87 91V90H86ZM85 91V92H86ZM103 90H101L102 92ZM138 91V90H137ZM158 91V90H156ZM160 91V90H159ZM175 91V90H174ZM193 91V89H192ZM193 91V92H194ZM83 92V90H82ZM89 92V91H87ZM86 92V93H87ZM93 92V93H94ZM140 92V91H138ZM137 92V93H138ZM146 92V91H145ZM161 92V91H160ZM167 92V90H166ZM184 92V91H183ZM194 92V93H195ZM97 93V92H96ZM100 93V92H99ZM114 93V92H113ZM143 93V92H142ZM141 93V94H142ZM154 93V92H153ZM179 93V91H178ZM194 93H192L191 95L195 96ZM204 93V94H202ZM91 94V93H90ZM89 94V95H90ZM95 94V93H94ZM101 94V93H100ZM115 94V93H114ZM139 94V93H138ZM140 94V95H141ZM152 94V93H151ZM150 94V96H152ZM156 94V93H155ZM169 94V93H168ZM167 94V95H168ZM171 94V93H170ZM184 95H186L185 93H183ZM88 95V96H89ZM97 95V94H95ZM143 95V94H142ZM146 95V93H145ZM159 95V94H158ZM156 94V96H158ZM166 95V94H165ZM173 95V94H172ZM180 95V94H178ZM177 95V96H178ZM191 95H188L190 97V100L192 101L193 97H191ZM80 96V94H79ZM92 96V95H91ZM102 96V95H101ZM109 96V95H107ZM113 96V95H112ZM111 96V97H112ZM137 96V94H136ZM164 96V95H163ZM187 96V98H188ZM118 97V98H119ZM143 97V96H142ZM141 97V98H142ZM167 96H165L166 98ZM174 97V96H173ZM179 97V96H178ZM114 98V96H113ZM135 98V97H134ZM133 98V99H134ZM137 98V97H136ZM138 98H140L138 96ZM144 98V97H143ZM154 98V97H153ZM182 98V97H181ZM186 98V97H185ZM184 98V99H185ZM196 98V97H195ZM196 98V99H197ZM95 99V98H94ZM110 99V98H109ZM117 99V98H116ZM132 99V100H133ZM146 99V97H145ZM178 99V98H177ZM177 99L175 101H177ZM115 100V99H113ZM136 100V99H134ZM133 100V102H134ZM142 100V99H141ZM148 100V99H147ZM155 100V99H154ZM165 100V99H164ZM189 100V99H188ZM195 100V99H193ZM116 101V100H115ZM168 101V100H167ZM170 101H173V100H170ZM186 101V100H185ZM184 101V102H185ZM190 101V106L194 105L196 106L199 101L197 102L196 101V105L194 104V102L191 103ZM112 102V101H111ZM114 102V101H113ZM137 102V101H136ZM139 102V100H138ZM141 102V101H140ZM150 102V101H149ZM163 102V101H162ZM179 102V101H178ZM188 102V101H187ZM151 103V102H150ZM154 103V102H153ZM174 103V102H173ZM94 104V103H93ZM92 104V105H93ZM100 104V103H99ZM110 104V103H109ZM139 104V103H138ZM142 104V102H141ZM144 104V102H143ZM163 104V103H161ZM180 104V103H179ZM189 104V103H187ZM192 104V105H191ZM145 105V104H144ZM148 105V104H147ZM174 105V104H173ZM185 106V104H183ZM111 106H114L111 105ZM141 106V105H140ZM151 106V105H150ZM155 106V105H154ZM166 106V104H165ZM175 106V105H174ZM192 106V107H194ZM198 106V105H197ZM196 106V107H197ZM84 107V106H82ZM81 107V108H82ZM110 107V105H109ZM145 107V106H144ZM149 107V106H148ZM157 107V106H156ZM177 107V106H176ZM186 107V106H185ZM205 107V108H203ZM47 109V107H45ZM94 108V107H93ZM105 108H107L105 106ZM112 108V107H111ZM151 109V107H149ZM155 108V107H154ZM163 108H165L163 106ZM162 108V109H163ZM173 108V107H172ZM191 108V107H189ZM84 108H82L83 110ZM119 109V108H118ZM143 109V108H142ZM158 109V108H157ZM171 109V108H170ZM185 109V108H184ZM194 110L197 109V108H193ZM48 110V109H47ZM123 110V109H122ZM167 110V109H166ZM198 110V111H199ZM49 111V110H48ZM118 111V110H117ZM125 111V110H124ZM173 111V110H172ZM177 110H174L173 112H175ZM181 111V110H179ZM193 111V110H192ZM196 111V110H195ZM154 112V111H153ZM168 112V111H167ZM170 112V111H169ZM168 112V113H169ZM171 113V112H170ZM178 113V112H177ZM176 114H173V115H177ZM187 113V112H186ZM51 114V113H50ZM115 114V113H114ZM118 114V113H117ZM120 114V113H119ZM151 114V113H150ZM154 114V113H153ZM180 114V113H178ZM195 114V113H193ZM209 114L210 116H213L215 117V120L217 121V124H214L213 122V119H212V122L214 125H218L220 128H217L215 127V131L211 129V121L210 120H206L207 118L209 119V117H207ZM52 115V114H51ZM72 115V114H71ZM124 115V114H123ZM157 115V114H156ZM172 115V114H170ZM182 115V114H181ZM188 116V114H186ZM152 116V115H151ZM161 116V115H160ZM158 116V117H160ZM178 116V115H177ZM194 116V115H193ZM53 117V116H52ZM168 117V116H167ZM176 118V116H173ZM184 117V116H183ZM192 117V115H191ZM196 117V116H195ZM194 117V118H195ZM207 117V118H206ZM118 118V117H117ZM121 118V117H120ZM156 118V117H155ZM188 119H190V117H186ZM53 119L55 120V117H53ZM69 119V118H68ZM125 119V118H124ZM165 119V118H164ZM196 119V118H195ZM157 120V119H156ZM197 120V119H196ZM162 121V120H161ZM168 121V120H167ZM172 121V120H171ZM175 121V120H174ZM184 121V119H183ZM182 121V122H183ZM191 121V120H190ZM195 121V120H193ZM215 121V123H216ZM56 122V120H55ZM69 122H72V126L75 128L76 132L78 133V135L81 136V139L84 141V143H86L87 147H89V149L93 150L91 152H94L95 154V157H96V160L94 163H91L89 162L87 159L85 160L86 162V165H87V168L96 176L98 182H99V185L101 186L102 190L105 192V194L112 200L116 210L118 212H120L121 214H123V212H121L120 210V207H119V203L114 200V198H111L110 195L106 192V190L104 189L103 187V179L100 177L99 175V172H98V167L99 165H103L104 168H106V171L108 172V174H111L112 177L115 178V182H116V190H120V191H123L122 193H125L124 196H127V198H125L126 200L128 199V201H124L127 202L128 204H130L131 208H132V212L134 211V213H136L135 215L138 217L139 216V220L141 221V225L146 229V231L149 233V235L155 240V244H157L159 246V248L166 252L168 254V256H171L175 253V249L172 250V249H169L167 247L168 245V241L167 239H165V237L163 236L164 233L158 228L159 226H156L153 222V218H152V215L149 216V215H143L141 212V206L139 204V201L137 200L136 197H134V193L132 194L131 192V189L129 191V189L124 185V182L121 181L120 177L118 175H114L113 174V167H112V162L110 161L109 157L107 156L106 152L102 149V146L100 145V143L97 141V139L94 137V134L92 132V128L91 126H88L86 124V122H83V119H80V118H74V115L73 117L70 116V121ZM186 121H184L183 124H185ZM174 123V122H173ZM198 123V121H197ZM179 124V123H178ZM180 123V126L183 125ZM193 124V123H192ZM199 124V123H198ZM201 124V122H200ZM165 125V124H163ZM57 126L61 129V127L58 125L57 123ZM71 126V127H72ZM185 125H183L184 127ZM200 126V125H199ZM169 127V126H168ZM173 127V126H172ZM177 127V126H176ZM175 127V128H176ZM195 126H192V125H187L185 126L186 130L192 135L193 138H195L196 142H194L195 144H199L200 147H198L202 152H204V154L208 157V158H211V159H214L216 157V155H221V153H219V151L222 152L223 149H227L226 147L219 150V151H215L217 149H213L214 145L211 147V145L208 144L207 146V143L203 142L202 141V138H201V135L197 132V130H195L194 128ZM198 127V126H197ZM205 127V128H206ZM171 128V127H170ZM206 128V129H207ZM216 128L218 129L216 131ZM172 129V128H171ZM177 129V128H176ZM201 130V129H200ZM205 130V129H204ZM169 130H167L168 132ZM63 132V131H62ZM203 132V131H202ZM208 132V131H207ZM172 133H175V132H172ZM169 134V133H168ZM180 134V133H178ZM63 135H64V138L65 140L68 142V144L70 146H72L73 148L77 149V146L74 144L73 141H71L69 139V137H67V135L65 134V132H63ZM205 135V134H204ZM208 135V134H207ZM175 136V135H174ZM180 136V135H179ZM178 138H181L179 137ZM189 136V135H188ZM203 136V135H202ZM206 136V135H205ZM205 136H203L205 138ZM209 136V135H208ZM207 136V137H208ZM172 137V135H171ZM191 138V137H190ZM210 138V137H209ZM192 139V138H191ZM176 140V139H175ZM189 140V139H188ZM206 140V139H205ZM213 140V141H215ZM209 141H211L209 139ZM212 141V142H213ZM173 142V141H172ZM184 142V141H183ZM203 142V143H202ZM207 142V141H206ZM262 142V143H261ZM187 143V142H186ZM217 143V142H216ZM228 143V144H227ZM186 145V144H185ZM193 145V144H192ZM222 145V144H221ZM238 145V144H237ZM216 146V145H215ZM150 147V146H149ZM153 147V146H151ZM224 146H220V148H222ZM231 147V148H232ZM196 148V149H198ZM88 149V150H89ZM148 149V148H147ZM181 149V148H180ZM188 149V148H187ZM233 149V150H234ZM255 149V150H257ZM263 149V148H262ZM155 150V149H154ZM199 150V151H200ZM232 150V149H231ZM241 150V148H240ZM261 150V148H260ZM193 151V150H192ZM192 151H190V153H192ZM188 152V151H187ZM229 152V150H228ZM233 152V151H232ZM194 153V152H193ZM192 153V154H193ZM219 153V154H217ZM224 153V152H223ZM263 153V152H262ZM190 155L189 156L193 159L194 163L200 168V170L202 172L206 171L207 172H210L211 170L209 169L210 167L208 166H205L202 164V162L197 158V156H193V155ZM199 154V153H197ZM201 154V153H200ZM203 154V155H204ZM230 154V153H229ZM234 154V153H233ZM236 154V155H237ZM255 154H257V152L255 151ZM254 155V158L255 156L257 157V155ZM264 154V153H263ZM157 155V154H156ZM204 155V156H205ZM228 155V153L225 155V159L227 158L226 156ZM232 155V153L230 154ZM235 155V156H236ZM249 155V154H248ZM252 155V154H251ZM205 156V157H206ZM214 157V158H213ZM219 157H222V156H219ZM229 157V156H228ZM244 157V156H243ZM158 158V157H157ZM218 158V156H217ZM215 158V161L216 159ZM231 158V156H230ZM233 158H236L234 157L233 155ZM252 158V157H251ZM261 158V157H260ZM161 159V158H160ZM247 159V158H246ZM218 160V159H217ZM223 160V159H222ZM221 160V161H222ZM229 160V159H228ZM240 161V159H238ZM242 160V159H241ZM220 161V162H221ZM225 161V160H224ZM233 161V160H232ZM257 161H258V158H257ZM263 161V160H262ZM213 162V161H212ZM229 162V161H228ZM234 162V161H233ZM209 163V162H208ZM239 163V162H237ZM243 163V161H242ZM252 163V162H251ZM255 163V162H254ZM215 164V163H214ZM217 164V163H216ZM226 165V163H224ZM231 164V162L229 163ZM241 164V162H240ZM245 164V163H244ZM228 165V164H227ZM226 165V166H227ZM243 165V164H241ZM250 165V164H249ZM254 165V164H253ZM262 165V164H260ZM219 166V165H218ZM222 166V164H221ZM224 166V165H223ZM239 166V165H238ZM206 167H208L207 169L210 170H206ZM214 167V166H213ZM217 167V166H216ZM230 167V166H229ZM245 167V166H244ZM237 169H239V167L236 166ZM235 168V169H236ZM258 168V166H257ZM260 168V167H259ZM182 169L184 170V168L182 167ZM181 169V170H182ZM220 169V168H219ZM261 169V168H260ZM263 169H264V162H263ZM213 170V169H212ZM215 170V169H214ZM242 170V168H241ZM254 170V169H253ZM185 171V174L188 175V176H191L190 173L187 171V170H184ZM183 171V172H184ZM223 171V170H222ZM227 171V170H226ZM235 171V170H234ZM233 171V172H234ZM216 172V171H215ZM214 172V173H215ZM218 172V171H217ZM231 172V171H229ZM240 172V171H238ZM237 172V173H238ZM252 173H255L253 171H251ZM250 172V173H251ZM149 173V172H148ZM204 173V174H205ZM226 173V172H224ZM208 174L207 176H212L213 175H209V173H206ZM258 174V173H257ZM243 175V173H242ZM256 175V174H255ZM262 175V174H261ZM205 176V177H207ZM155 177V176H154ZM194 177V176H193ZM211 179H214L215 177H213ZM263 177H264V172H263ZM153 178V177H152ZM154 179V178H153ZM194 179V178H192ZM208 179V178H207ZM210 179V180H211ZM158 180V179H157ZM217 180V179H216ZM260 180V179H259ZM162 181V180H161ZM195 181V180H193ZM178 182L181 184V181L178 180ZM155 183H157L155 181ZM153 183V184H155ZM161 183V182H160ZM157 185V184H156ZM158 186H159V180H158ZM119 188V189H118ZM243 188V187H242ZM240 189V188H239ZM242 190V189H241ZM240 191V190H239ZM166 192V191H165ZM243 192V191H242ZM251 192V191H250ZM120 193V192H119ZM240 193V192H239ZM261 193V192H260ZM121 194V193H120ZM249 194V193H247ZM122 195V194H121ZM172 195V194H171ZM243 195V194H242ZM263 195V194H262ZM261 196V194H260ZM121 197V196H120ZM256 197V195H255ZM173 198V196H172ZM244 198V197H243ZM247 198V197H245ZM248 200L249 197L247 198ZM247 200V201H248ZM259 200V199H257ZM249 202H252V201H249ZM254 202V200H253ZM257 202V201H256ZM259 202V201H258ZM257 202V203H258ZM177 203V202H176ZM252 204V203H251ZM253 205V204H252ZM254 205H257L256 203ZM253 205V206H254ZM257 207V206H255ZM130 208V207H129ZM131 210V209H130ZM124 217H125V214H123ZM130 226H131V229L134 231L135 234H137L138 238L140 240H142L148 247L149 249L151 250L152 254H153V257H154V260L157 264H163L161 262V260H159L156 255L154 254L153 250H152V247L149 245V243L147 242L146 240V237L144 236H141V234H139L133 224L130 223ZM163 233V234H162ZM174 251V252H173ZM174 256V255H173ZM177 256V255H176ZM171 258V257H170ZM177 258V257H175ZM176 261L178 262L177 264H181L180 263V260L178 261V259H176ZM175 262V261H174ZM184 264V263H183Z\"/></svg>",
  "mask_w": 264,
  "mask_h": 264
},
{
  "label": "water",
  "instance_id": "95a60500",
  "mask_svg": "<svg viewBox=\"0 0 264 264\" xmlns=\"http://www.w3.org/2000/svg\"><path fill=\"white\" fill-rule=\"evenodd\" d=\"M0 264H157L1 50Z\"/></svg>",
  "mask_w": 264,
  "mask_h": 264
},
{
  "label": "clouds",
  "instance_id": "9594fccd",
  "mask_svg": "<svg viewBox=\"0 0 264 264\" xmlns=\"http://www.w3.org/2000/svg\"><path fill=\"white\" fill-rule=\"evenodd\" d=\"M116 129L121 133L126 132L123 125L117 124ZM94 137L100 143H107L111 141L109 132L97 129L94 132ZM171 231V240L167 247L174 249L180 244V237L183 229L180 226H169ZM221 240L230 241L237 249L240 258L247 261L255 254L264 252V245L256 240L251 230V223L248 220L237 222L234 226L226 225L223 230L217 229L214 225L210 226L201 222L197 225V235L195 236V245L204 250L205 256L210 257L213 261H219L220 257L217 254L219 243Z\"/></svg>",
  "mask_w": 264,
  "mask_h": 264
}]
</instances>
